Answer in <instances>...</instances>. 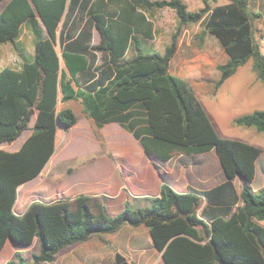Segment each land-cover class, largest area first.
<instances>
[{
	"label": "trees",
	"instance_id": "1",
	"mask_svg": "<svg viewBox=\"0 0 264 264\" xmlns=\"http://www.w3.org/2000/svg\"><path fill=\"white\" fill-rule=\"evenodd\" d=\"M0 45L16 42L27 25L34 54L19 68L0 69V144L24 131L32 133L19 149L0 148V251L12 238L18 245L37 241L30 261L22 251L3 264L52 263L74 243L114 234L125 225H145L165 264H264V186L253 189L261 148L218 134L191 81L172 72L181 28L205 20V31L219 39L228 59L218 66L220 88L239 67L253 61L264 83V51L252 0H228L197 11L184 0H0ZM169 7L179 27L161 52L144 46L153 22L147 11ZM95 29L98 43H92ZM132 49L131 55H128ZM103 55L95 64L94 53ZM81 100L97 128L116 122L139 141L145 153L161 160L215 150L226 180L208 189L176 190L164 179L160 193L145 196V207L128 206L110 217L106 198L79 194L32 202L19 215L14 207L21 185L38 177L57 147L60 127L78 122L71 107ZM36 117L33 127L30 126ZM238 125L264 132V110L236 117ZM109 157L114 159L111 154ZM243 178L237 191L234 179ZM124 191L128 194L123 178ZM97 210V212H95ZM116 264H134L121 252ZM103 264V263H94Z\"/></svg>",
	"mask_w": 264,
	"mask_h": 264
},
{
	"label": "rangeland",
	"instance_id": "2",
	"mask_svg": "<svg viewBox=\"0 0 264 264\" xmlns=\"http://www.w3.org/2000/svg\"><path fill=\"white\" fill-rule=\"evenodd\" d=\"M6 2L0 3V12ZM184 2L191 11H197L204 6L203 0H184ZM226 3L228 0H209L210 7ZM252 8L263 14L258 22V28L264 51V0H252ZM147 14L154 23L157 33L155 40H145L142 44L163 52L165 46L172 41L173 34L178 30L177 13L174 9L165 7L152 9L147 11ZM204 31V19L181 28L178 36V51L172 61V72L191 81L200 103L220 136L245 141L261 148L256 176L250 182L253 189L258 190L264 186V132H259L255 127L238 125L235 119L239 115L257 109L264 110V83L258 79L253 69V61L249 60L239 67L238 71L220 88H216V81L220 77L218 66L227 61L228 54L217 37L204 33ZM34 51L33 33L27 25H24L16 42L0 45V69L6 66L19 68L23 58L32 56ZM132 52L133 50L130 49L128 55H131ZM65 106L71 107L75 111L78 122L69 130L59 128L57 133L58 150L54 163L46 169L44 177L39 180L40 182L36 184V181L30 182L23 190L34 186L31 194L32 202L49 203L61 198H74L79 194L98 199L107 198L109 202H116L120 195L127 194L124 188L120 191L112 188L88 191L84 186L89 183L82 176L74 184L67 182L66 178L74 173L86 174L89 164L95 159H101L103 155L109 156V151L104 145L105 139L98 133V128L84 113L81 100L70 99L66 102L62 100L58 102V109ZM33 121L31 122L32 126ZM106 132V139L113 144H125L134 140V137L125 130L123 131L125 134L115 131L113 125L107 127ZM25 135L24 133L23 136L11 143L0 144V148L9 151L17 150ZM202 156L196 155L194 158L200 160ZM235 182L240 191L244 183L243 178L238 176ZM66 185L68 187L65 191ZM122 185L124 186V184ZM127 195L129 198L131 197L129 192ZM146 204L145 199L140 198L135 202H129L128 206L130 209H135L139 206L145 207ZM118 211V208L110 209L112 214ZM112 214H109L110 217L114 216ZM258 222L264 226V219H259ZM151 242L152 238L145 225L133 227L127 224L114 234H107L103 237L95 236L86 242L74 243L59 252L52 263L46 264H94L97 262L116 264L115 253L119 249L127 251L134 243L149 245ZM7 248L9 253L5 257H1ZM16 250L22 251L30 261H33V254L39 251V246L36 240L30 244L18 245L14 239L10 238L0 251V264L11 259ZM144 262L143 264H150L149 262L158 264L154 257L150 260L145 257Z\"/></svg>",
	"mask_w": 264,
	"mask_h": 264
},
{
	"label": "crops",
	"instance_id": "3",
	"mask_svg": "<svg viewBox=\"0 0 264 264\" xmlns=\"http://www.w3.org/2000/svg\"><path fill=\"white\" fill-rule=\"evenodd\" d=\"M91 31L93 33L92 43H98L99 35L97 31L95 29H91ZM149 33L151 34L150 37H145L143 33H140V35L145 38L144 41L155 40L157 30L154 23L153 28L152 30H149ZM93 56L95 64H101L103 62V55L100 52H95ZM35 119L36 117L34 116L32 121L34 120L33 122H35ZM90 121L93 120L90 119ZM111 125H113L115 131L119 133H123L125 130L118 123L111 122L105 124L101 128H98V133L101 134L103 139H105L104 145L108 148L109 154H111L114 159L107 155H103L101 159H95L89 164V166L87 165L89 169L86 171V174L80 175L77 172L66 178L69 184H74L81 176L86 178L89 184H85L86 186L84 187L88 191H92L93 189L101 191L106 190L107 188L120 191L123 190L124 187L122 185L123 176L127 182L128 192L131 197L129 198V195L127 194L120 195L116 202H109L106 198L109 214H112L110 213L111 208H118L119 211L117 213H119L128 206L129 202H135L140 198H144L145 196L158 195L160 193L164 179H166L176 190L181 192L187 191L189 187H194L199 190H208L226 180L221 162L214 149L209 152L199 154L203 155L200 160H196L194 156L177 154L167 161L155 158V163H153L152 157L145 153L143 147L135 138L134 140H130L125 144H113L108 142L106 139V129ZM30 126L33 127L31 124ZM24 133L26 135L23 137L20 146L26 140V138L30 136L32 130L28 129L24 131L23 134ZM23 134L21 136H23ZM123 134H125V132ZM57 150L58 145L50 162L38 177L19 187L18 200L14 207V210L17 214H23L32 202L31 194L33 192L34 186H31L25 190L23 189L30 182L36 181L35 184L40 182L39 180L44 177L46 169L51 167L52 163H54ZM235 179L234 183L236 185ZM67 187L68 186L66 185L65 191L67 190ZM236 189L238 192H240L237 188V185ZM22 190L23 194L21 196ZM117 213L112 215H116ZM117 252L124 254L127 259L134 264L145 263V257H148L149 260L150 258L154 257L158 264H165L162 258V252L157 250L153 240L149 245H138L134 243L127 251L119 249ZM8 253L9 249L7 248V250L2 253L1 257H5ZM149 263L151 264L152 262Z\"/></svg>",
	"mask_w": 264,
	"mask_h": 264
}]
</instances>
